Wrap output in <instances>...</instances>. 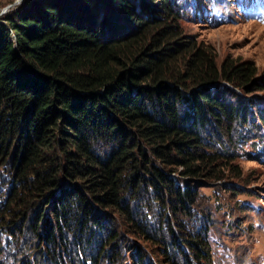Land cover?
Wrapping results in <instances>:
<instances>
[{"label":"trees","instance_id":"obj_1","mask_svg":"<svg viewBox=\"0 0 264 264\" xmlns=\"http://www.w3.org/2000/svg\"><path fill=\"white\" fill-rule=\"evenodd\" d=\"M180 11L176 0H27L0 17L3 242L22 224L50 264H104L110 248L119 262L118 215L158 264H213L208 229L194 226L199 194L172 174L225 178L200 132L243 114L219 82L251 90L257 70L219 68L182 37ZM131 261L153 264L138 248Z\"/></svg>","mask_w":264,"mask_h":264},{"label":"rangeland","instance_id":"obj_2","mask_svg":"<svg viewBox=\"0 0 264 264\" xmlns=\"http://www.w3.org/2000/svg\"><path fill=\"white\" fill-rule=\"evenodd\" d=\"M25 1L0 0V17ZM176 1L181 8L183 38L197 42L214 57L219 68L228 60L249 63L257 74L251 90L219 82L221 100L227 107L242 108L243 114L220 116L200 132L201 150L220 157L216 166L224 170L225 178L215 181L182 178L180 174H172V178L178 186L190 187L199 194L195 210L203 220L194 226L201 230L207 227L213 264H264V0ZM215 89L210 86L208 91L215 96ZM46 216L54 223L49 212ZM113 219L122 240L116 244L122 245L123 260L114 262L112 256L117 250L110 248L107 255L103 254L109 258L104 264H132L137 248L158 264L150 245L131 234L120 216ZM45 224L43 221L44 228ZM21 226L7 232L8 243L0 236V264H47L41 256L34 257L29 246L33 242L31 231L23 238V233L16 231Z\"/></svg>","mask_w":264,"mask_h":264},{"label":"clouds","instance_id":"obj_3","mask_svg":"<svg viewBox=\"0 0 264 264\" xmlns=\"http://www.w3.org/2000/svg\"><path fill=\"white\" fill-rule=\"evenodd\" d=\"M17 2L19 3V2H21V0H17Z\"/></svg>","mask_w":264,"mask_h":264}]
</instances>
